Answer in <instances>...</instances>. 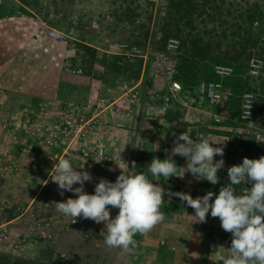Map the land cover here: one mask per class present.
Returning a JSON list of instances; mask_svg holds the SVG:
<instances>
[{
    "label": "crops",
    "instance_id": "0c3cea01",
    "mask_svg": "<svg viewBox=\"0 0 264 264\" xmlns=\"http://www.w3.org/2000/svg\"><path fill=\"white\" fill-rule=\"evenodd\" d=\"M35 18L38 17H27L21 13L0 17V227L8 228L13 237L29 235L31 238V231H36L29 217V213L33 214L43 222L54 224L56 238L72 236L90 243L93 249L91 259L99 258L103 260L102 264H202L204 258L205 264H219L218 256L227 255L225 250L228 249L227 236L220 226L219 218L209 214L205 223H193L189 215H194V210L176 196L173 197V205L168 206L164 201L161 206L165 219L148 233L137 234L134 237L136 247L130 251L110 248L103 243V222L97 224L81 217L73 222L71 217L62 216L51 206L53 201L64 202L68 198H76L68 192L60 196L58 185L49 183L52 169L57 164L53 158L54 151L44 144L35 143L30 152L21 155L19 145L14 140L24 139L25 130L21 129L17 137H11L3 125L11 122V118L18 124L17 116L20 115H24L19 118L21 127L25 117L35 120L39 125L51 121L61 105L86 104L100 96L118 100L134 87L141 91V105L132 117L123 122L122 127L109 114L101 116L102 128L109 129L112 137L110 151L117 154L120 162L113 165L115 171H109L111 166L101 161L95 162L91 171L93 180L84 186L87 193L94 194L99 178L115 182L121 174L118 166L127 170L128 164L129 168L133 166L137 169V162L143 155L159 154L165 159L173 146V140L183 132L188 133L193 140L203 134L214 144L212 146H223V157H214V162L221 158L225 162L224 168L217 173L220 183L212 185L207 181H197L190 174L183 178H170L167 183L163 182V178L153 183H160L165 189L173 188L174 193H190L193 199L208 191L218 194L219 188L229 182L227 169L242 162L238 155L233 160L228 159V136L222 131L226 127L214 123L213 116L218 113L214 105L207 104L202 110H191L170 102L166 98V84L160 78L156 83L164 98L160 100L150 96L148 78L144 76L150 61L145 60L144 56L129 54L119 57L117 44L104 50L87 40L75 39L70 33H66V42L52 39L46 32L37 35L39 27L34 22ZM127 25L130 29L132 24ZM49 28L54 29L51 26ZM126 34L130 37L133 33L130 30ZM79 44L90 49L94 61L89 69L76 64L83 70L84 74L81 75L72 73L70 68L76 62L79 51L75 46ZM93 50L101 52L100 61L94 56L96 52ZM84 51L87 53L88 50ZM118 60L124 61V64L118 65ZM113 67L117 72L112 70ZM131 70L137 72L134 79L130 76ZM163 105L168 109L165 113L161 109ZM179 109L186 111L183 118L175 117ZM155 144L159 145L157 150ZM7 152L14 154L17 164V173L11 177H6L1 169L3 156ZM67 159L77 170H86L88 162L84 158L73 156ZM174 159L177 166H186L185 158L176 156ZM137 170L146 171L147 168ZM245 187L250 188L251 185L236 186L237 194H245ZM45 189L52 191V201L43 199ZM4 201H7L6 206L9 208L2 204ZM117 211L113 209L111 217ZM212 232L225 235V239L208 244L207 233Z\"/></svg>",
    "mask_w": 264,
    "mask_h": 264
},
{
    "label": "rangeland",
    "instance_id": "374dc122",
    "mask_svg": "<svg viewBox=\"0 0 264 264\" xmlns=\"http://www.w3.org/2000/svg\"><path fill=\"white\" fill-rule=\"evenodd\" d=\"M178 1L0 0V17L36 15L61 34L70 33L104 50L118 43H134L148 52L150 61L154 53L167 54L177 68L178 79L187 87L221 82L226 92L221 125L228 136V159L236 155L241 162L245 157L259 159L264 156V0H191L190 7L180 6ZM127 23L132 24L130 29ZM130 30L133 34L129 37L126 33ZM170 39L178 41L175 52L166 50ZM192 42L204 49V56L191 55ZM75 47L79 52L74 66L91 68L92 52L85 53L80 44ZM95 52L100 61L101 52ZM256 59L262 69L258 77H251L248 70ZM216 66L231 69V74L220 79L214 73ZM112 70L117 72L114 67ZM130 74L132 79L137 76L136 70ZM244 93L252 94L254 106L252 120L247 122L239 119ZM185 112L179 109L175 117L183 118ZM42 197L52 201L53 193L45 189ZM31 232L22 250L2 248L0 259L8 264L16 260L102 264L99 258L91 259L93 249L88 242L72 236L45 241Z\"/></svg>",
    "mask_w": 264,
    "mask_h": 264
},
{
    "label": "clouds",
    "instance_id": "9594fccd",
    "mask_svg": "<svg viewBox=\"0 0 264 264\" xmlns=\"http://www.w3.org/2000/svg\"><path fill=\"white\" fill-rule=\"evenodd\" d=\"M155 145L157 150L159 145ZM212 145L203 134L193 140L183 132L173 140L165 159L153 157L146 171H138L133 166L129 168L128 164L127 170L118 166L121 174L115 182L99 178L94 194L87 193L84 187L86 182L93 180L91 174L77 170L69 159L59 158L51 179L58 185L60 196L68 192L76 198L53 201L51 206L62 216L71 217L73 222L78 217L97 224L103 222V243L110 248L130 251L136 247L134 237L137 234L148 233L165 219V213L161 211L165 196H176L194 210V215H189L193 223H205L210 214L219 218L221 228L231 234L230 247L225 250L227 255L218 256L219 264H264V156L259 159L245 157L239 165L229 167V182L219 188L218 194L208 191L193 199L190 193H172L170 188L153 183L160 182L161 178L167 183L170 178L190 174L197 181L219 184L217 173L224 168L225 162L222 158L214 162V157H223L224 148ZM176 156L185 158V167L177 166ZM108 170L115 171L113 168ZM244 184L251 187H245V194H237L236 186ZM113 209L118 211L111 217ZM220 248L224 249L223 246Z\"/></svg>",
    "mask_w": 264,
    "mask_h": 264
},
{
    "label": "built area",
    "instance_id": "2783aa9c",
    "mask_svg": "<svg viewBox=\"0 0 264 264\" xmlns=\"http://www.w3.org/2000/svg\"><path fill=\"white\" fill-rule=\"evenodd\" d=\"M38 27L37 35L46 32L47 36L66 42L67 36L57 33L54 29L41 21L39 18H35L34 21ZM178 41L176 39H170L167 42L166 50L168 52H175L178 47ZM117 49L119 57H124L129 54H141L145 60L149 62L148 52L142 51L137 45L129 46L126 43H118ZM149 68L146 66L144 70V76L148 78V90L152 98L163 99V93L158 88L156 83L157 79H163L166 84V98L170 102L179 104L186 109L202 110L207 104L214 105L218 110V113L213 116L214 123L221 124L224 120L222 116L223 109L225 107L226 92L222 86V83H208L200 84L196 87L185 86L177 77L178 71L173 64L169 55L154 53L152 55ZM143 58V59H144ZM118 65H123L124 61L118 60ZM71 72L74 74H84L83 70L79 67L70 65ZM262 69V63L260 60H254L248 70V74L251 77H258ZM214 73L220 78H225L231 74V69L216 66ZM239 109V119L242 122L252 120L253 115V98L251 93H244ZM142 95L138 87H134L118 100H111L104 96H100L95 100H89L86 104L75 105H61L59 107L58 114L48 122H43L37 125L35 120L31 121L30 118L25 117L24 125L21 127L19 118L24 115L17 116L18 124L14 118L3 125V129L12 137H17V133L21 129L25 130V138L14 140L16 145H19V153L26 154L33 149V144H44L48 148L54 151V159L58 163L59 158L68 157H81L87 160V168L91 174L93 164L97 161H101L110 168L116 166L120 162L117 154L110 151L112 147V137L109 134V129L102 128L101 116L103 114H109L114 117L119 127L123 126V122L132 117L138 107L141 105ZM163 113L166 112L167 106L161 107ZM249 114V115H248ZM248 116V117H247ZM1 169L6 177H11L17 173V164L14 160V154L7 152L3 156L1 162ZM52 175V173H51ZM49 183L55 185L51 176L49 177ZM172 193L175 189L170 188ZM173 197H165V203L168 206L173 205ZM5 208L7 201L2 203ZM29 213V212H28ZM29 217L33 220V225L36 229L34 234L37 238H41L45 241H51L56 238V232L54 224L50 222H43L29 213ZM93 222L91 219H88ZM227 236L228 248L231 243V234L224 232ZM29 235H19L13 237L11 231L6 227H0V249L5 247H11L16 250H22L25 244L30 241Z\"/></svg>",
    "mask_w": 264,
    "mask_h": 264
},
{
    "label": "trees",
    "instance_id": "16d2710c",
    "mask_svg": "<svg viewBox=\"0 0 264 264\" xmlns=\"http://www.w3.org/2000/svg\"><path fill=\"white\" fill-rule=\"evenodd\" d=\"M171 1H175V0H171ZM191 0H187V3H184L183 0H179L178 1V4L180 6H183V5H186L187 7H190L191 5ZM84 49L86 50H90L89 48H85ZM191 55L193 57H197V58H201L202 56H204V49L203 48H200V47H197L196 43L195 42H192L191 43V51H190ZM178 69L180 70L181 72V69L178 67ZM153 157H158L160 158L161 160L164 159V156L163 155H159V154H146V155H143L139 161L137 162V169H145L147 168V165L151 162V160L153 159ZM164 188L165 186L162 185ZM222 239H225V235L222 236V235H219L215 232H212V233H207V237H206V241L208 244H214L215 242L217 241H220ZM206 256V254H205ZM206 263V259L204 258L203 261H202V264H205ZM0 264H8V261L6 262L5 260L3 261L2 259H0ZM12 264H42L40 262H37L35 260H16L14 263Z\"/></svg>",
    "mask_w": 264,
    "mask_h": 264
}]
</instances>
